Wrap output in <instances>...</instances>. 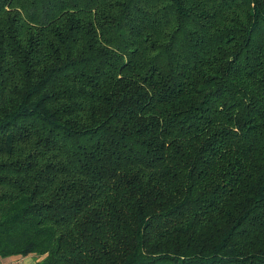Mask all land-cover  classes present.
I'll use <instances>...</instances> for the list:
<instances>
[{"label": "trees", "instance_id": "16d2710c", "mask_svg": "<svg viewBox=\"0 0 264 264\" xmlns=\"http://www.w3.org/2000/svg\"><path fill=\"white\" fill-rule=\"evenodd\" d=\"M264 264V0H0V256Z\"/></svg>", "mask_w": 264, "mask_h": 264}, {"label": "crops", "instance_id": "0c3cea01", "mask_svg": "<svg viewBox=\"0 0 264 264\" xmlns=\"http://www.w3.org/2000/svg\"><path fill=\"white\" fill-rule=\"evenodd\" d=\"M0 264H37V260L33 255L27 256H0Z\"/></svg>", "mask_w": 264, "mask_h": 264}]
</instances>
